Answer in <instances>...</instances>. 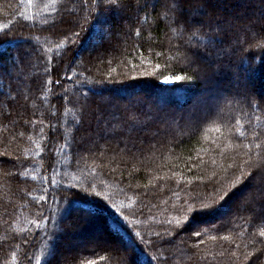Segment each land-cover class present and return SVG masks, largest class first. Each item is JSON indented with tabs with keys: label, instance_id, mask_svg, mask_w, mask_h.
<instances>
[{
	"label": "trees",
	"instance_id": "16d2710c",
	"mask_svg": "<svg viewBox=\"0 0 264 264\" xmlns=\"http://www.w3.org/2000/svg\"><path fill=\"white\" fill-rule=\"evenodd\" d=\"M192 1L0 0V264H264V0Z\"/></svg>",
	"mask_w": 264,
	"mask_h": 264
},
{
	"label": "rangeland",
	"instance_id": "374dc122",
	"mask_svg": "<svg viewBox=\"0 0 264 264\" xmlns=\"http://www.w3.org/2000/svg\"><path fill=\"white\" fill-rule=\"evenodd\" d=\"M195 2H196V0H194ZM194 1H192V5H195V2ZM217 1V8H218V10H219V12L220 11H222V9L223 8H225V5H224V3L221 1V0H216ZM194 2V3H193ZM149 5H150V3H149ZM231 12H233V11H231ZM197 15H199V14H196V16ZM115 22H116V25H124V26H126L127 25V23H125V21H123L122 20V17H121V13H116V16H115ZM118 36V35H117ZM95 48V47H94ZM17 76V78H20L19 77V75H16ZM168 81V82H165V81ZM174 81H177V78H172V77H165L164 79H162V83H164V84H171V83H173ZM234 85V84H233ZM95 95H97V96H100L101 94H97V93H95ZM131 97V96H130ZM130 97L128 96V97H125V99L126 100H129L130 99ZM203 98V97H202ZM132 100V99H131ZM203 101H205V99L203 100ZM160 104V103H159ZM207 104H208V101L206 100L205 101V107H204V109H199L198 107V105H197V107L195 108H191V110H190V114L191 115H193V117H194V119H195V123H193V126L195 127L196 125V122H198L202 117H204V115L205 114H207L206 112H205V108H206V106H207ZM209 108H210V105H209ZM246 194L247 193H244V192H240V193H237L236 195H235V198L233 199V201H231L230 203H231V205H233V206H235L236 205V203H242L243 201H244V198H245V196H246ZM228 211V210H227ZM78 212H75L74 213V215H75V219H77V218H79V217H81V216H78V214H77ZM77 214V215H76ZM221 215V218H225V217H227V215H228V213L227 212H225V213H221L220 214ZM74 219V220H75ZM66 224V223H65ZM68 225V224H67ZM89 226V228H88V230H89V232L90 233H94V234H98V237H97V239L96 240H94V241H92V245L93 244H95V245H100V244H102V245H104L105 246V242H104V235H102L101 234V231L103 230L102 229V227H101V225H99V224H93V225H88ZM103 240V241H102ZM89 240H85L83 243H80V242H75V240L71 243L72 244V246H65L64 244H62V243H60V246H61V249H62V251L61 252H57V254H56V259L58 258V259H60V257H62L63 255L65 256H70L71 254H73V253H75V252H78V250L80 249V247L81 246H85V245H87ZM104 242V243H103ZM78 243H80V244H78ZM118 243V242H117Z\"/></svg>",
	"mask_w": 264,
	"mask_h": 264
},
{
	"label": "snow or ice",
	"instance_id": "6c2138e0",
	"mask_svg": "<svg viewBox=\"0 0 264 264\" xmlns=\"http://www.w3.org/2000/svg\"><path fill=\"white\" fill-rule=\"evenodd\" d=\"M107 3L109 5H117V0H107ZM170 3H171V6L167 7L166 12H165V19H168L170 21V24L175 23L178 25L181 22H183L187 26V20H185L183 16L179 14L180 12H182V4L184 3V0H170ZM168 13H172V16H169ZM188 27L190 30V26ZM174 30H178V29H174ZM75 35L78 36L79 33H75ZM137 35H140V33L137 32ZM192 35H195V33H192ZM261 46H264V45H261ZM177 79H179V77ZM165 82H168V81L166 80ZM75 124L78 128L82 124V120H77ZM262 171H264V169H262ZM202 207L208 208L210 207V205L203 204ZM189 211H192L191 207L189 208ZM262 212H264V209H262ZM196 235L200 236L201 234L197 232ZM260 236L264 237V230L260 232Z\"/></svg>",
	"mask_w": 264,
	"mask_h": 264
},
{
	"label": "bare ground",
	"instance_id": "6f19581e",
	"mask_svg": "<svg viewBox=\"0 0 264 264\" xmlns=\"http://www.w3.org/2000/svg\"><path fill=\"white\" fill-rule=\"evenodd\" d=\"M253 83H254V79H253ZM258 85L262 86V89H261V90H264V81L261 82V83H260V81H259V84H258Z\"/></svg>",
	"mask_w": 264,
	"mask_h": 264
}]
</instances>
